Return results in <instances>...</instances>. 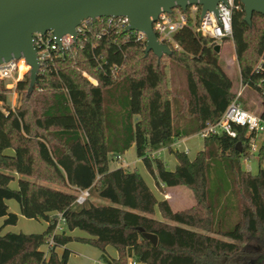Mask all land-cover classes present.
<instances>
[{"label":"trees","instance_id":"16d2710c","mask_svg":"<svg viewBox=\"0 0 264 264\" xmlns=\"http://www.w3.org/2000/svg\"><path fill=\"white\" fill-rule=\"evenodd\" d=\"M237 3L232 36L222 42H232L240 82L261 97L257 115L264 120V15L254 13L247 24ZM85 34L71 52L41 67L31 92L28 78L17 81L15 108H0V264H68L69 250L56 248L72 239L95 246L101 258L113 246L117 257L107 264H264V144L255 174L241 168L253 154V133L245 127L235 125V137L202 138L192 158L172 148L218 120L236 95L213 39L183 27L173 36L178 48L168 44L171 53L158 58L116 24L93 23ZM6 91L1 80L0 100ZM132 145L156 187H187L190 206L174 210L136 170L110 168L109 160ZM164 147L176 160L172 170L152 155ZM85 189L90 196L77 205L76 191ZM7 199L24 217L46 221L45 229L2 233L18 218ZM76 229L88 236L72 235ZM140 229L155 234L157 243Z\"/></svg>","mask_w":264,"mask_h":264},{"label":"water","instance_id":"95a60500","mask_svg":"<svg viewBox=\"0 0 264 264\" xmlns=\"http://www.w3.org/2000/svg\"><path fill=\"white\" fill-rule=\"evenodd\" d=\"M225 0H0V62L23 57L30 68L29 91L39 72L37 55L33 46V33L44 34L51 31L58 38L69 33L76 39L75 27L86 18L96 16L129 18L126 30H136L145 34L144 52L151 51L160 58L171 53L165 43L157 40L152 31V21L160 11L169 12L179 6H201V15L208 10L216 13V4ZM243 5L244 20L251 23L254 13L264 15V0H238ZM216 52L220 46L214 45ZM143 232V229H140ZM143 236L156 244L153 233L143 232ZM264 260V257H263Z\"/></svg>","mask_w":264,"mask_h":264},{"label":"built area","instance_id":"2783aa9c","mask_svg":"<svg viewBox=\"0 0 264 264\" xmlns=\"http://www.w3.org/2000/svg\"><path fill=\"white\" fill-rule=\"evenodd\" d=\"M216 13L212 10H208L201 15V6L197 4L188 5L185 9L179 6L172 8L169 12L160 11L158 17L152 21V31L155 33L157 40L161 43H165L167 46L171 44L173 48H178V45L174 43L173 36L178 29L188 27L190 30L200 32L202 35L211 37L213 39V45H219L223 39L231 38V20L232 11L240 8L237 0H225L224 2H218L215 6ZM225 12L228 15H225ZM215 22V29H219V36H213L204 30V25L207 23L210 27L212 22ZM105 23L107 27L113 26V24L124 27L125 32H130L136 36V39L145 42L146 36L136 30H126L129 24V18L123 16L108 17V16H96L94 19L86 18L80 21L79 25L75 27L76 39L73 35L64 33L63 36L58 38L51 31L44 34L33 33V46L37 55V61L39 64V70L42 66H47L54 59L62 57L65 52H71L72 46L81 39H86L88 26L90 24ZM213 29V31H215ZM105 28L97 33L104 34ZM98 59V58H97ZM96 59V60H97ZM25 68L29 73L30 68L25 62V59L21 56L17 59L11 58L7 61L0 62V81L3 80L10 92L15 93V87L17 81L22 80L21 68ZM8 73V75H4ZM103 73L102 71L100 72ZM112 77L117 75V68L113 65L110 68ZM84 76L92 83H96L95 80L90 77L86 72H83ZM242 87L235 93V97L228 103L225 111L220 118L214 122H205L203 128L197 132L200 138L212 136V134H226L227 136L235 137L236 129L235 125L242 128H246L247 132L253 133V137L250 140L251 152H257L259 147L253 142L255 136L260 133H264V120L257 114L250 112L241 107L238 102V98L241 96ZM239 113H246L247 116L243 124L237 123L232 117ZM234 133V134H233ZM262 145V144H261ZM89 192L85 190H77L75 203L81 205L89 197ZM63 224V218L59 217V222L56 225L58 231H61ZM52 246V241L49 240L46 243L45 252L47 253ZM107 264V263H106ZM128 264H136V261H130Z\"/></svg>","mask_w":264,"mask_h":264},{"label":"rangeland","instance_id":"374dc122","mask_svg":"<svg viewBox=\"0 0 264 264\" xmlns=\"http://www.w3.org/2000/svg\"><path fill=\"white\" fill-rule=\"evenodd\" d=\"M220 50H219V61L221 62L225 72L232 78L233 81V87L234 91L237 92L241 87V97L239 104L242 106L244 105L246 109H248L250 112H253L255 114H258L259 108L261 107V97L258 96L257 93H255L249 86H242L239 78V68H238V62H236L235 52H234V46H232V42L230 40H225L224 42L219 43ZM164 61H166L164 59ZM22 78L29 79V73L27 70L22 72ZM176 82L180 85H182V80H180V77L176 78ZM18 97L16 93H12L10 91H6L3 93V97L0 100V108L3 110L7 109H13L18 105ZM179 140V139H178ZM255 142L256 146L259 147L261 144H264V133L257 134L253 140ZM184 144V143H183ZM186 146L188 147V156L190 158L194 157L196 154V151L202 147V138L196 133L195 135L189 137L185 141ZM181 144V146H185ZM181 147V148H183ZM179 150L180 148H175ZM252 156L249 159L241 160V168L243 170H248L251 174H255L258 169L259 165V159L256 155V152H252ZM156 156L163 160L165 162L166 168L169 170H172L175 167L176 160L174 159V156L172 153H170L168 150H160L158 152H155ZM154 154V155H155ZM129 156V152L127 154ZM128 156L119 157L116 160H109V166L111 168H115L118 165L123 164V161H128ZM131 156V155H130ZM132 159L136 160V154L132 152ZM130 159V160H132ZM130 170H136L140 176L144 177L148 185L150 186L151 190H153V193L157 196V187L155 185L153 177L148 174L144 164L142 161H134L130 163L129 165ZM260 166L264 167V159L261 160ZM17 185V181L14 179L10 186L12 188H15ZM167 187H165L166 189ZM164 189V190H165ZM170 192H173V194L166 193L170 200L167 198V200L170 203V206L174 210H182V208L190 206L192 204V197L190 190L185 186H174L171 188ZM93 201L102 203H108L107 200L104 199H97L95 195H92L90 197ZM8 205L10 209H13V207L17 206V202L15 200H8ZM155 215L156 217L160 218L158 209L155 208ZM46 224L45 221L42 219H29L24 216H22L14 225H9V229L14 232H25V233H38L45 229ZM79 231V232H78ZM74 233H71L74 236H85L84 234H87L83 231L78 230ZM78 232V233H77ZM68 244V247L70 250H72L70 255V260L72 263H80L81 261H85L86 264H94L93 259L94 255L98 254L100 250L96 248L95 246L89 244V243H83L78 240L72 239ZM111 246V245H110ZM88 249V250H87ZM87 250V251H86ZM97 258H101L100 256H97ZM130 260L128 261V263Z\"/></svg>","mask_w":264,"mask_h":264},{"label":"crops","instance_id":"0c3cea01","mask_svg":"<svg viewBox=\"0 0 264 264\" xmlns=\"http://www.w3.org/2000/svg\"><path fill=\"white\" fill-rule=\"evenodd\" d=\"M193 136V135H192ZM189 137H191V136H188V137H182V138H180L179 140H176V141H174L173 143H172V148L173 149H175V148H177V147H179L180 149H182V150H185L186 151V153L188 154V147L186 146V144H185V141L189 138ZM185 144V146L183 147V146H181V144L182 145H184ZM181 147H183V148H181ZM133 148H134V152H135V146L134 145H132L128 150H126L123 154H121L120 156L121 157H123V156H128L127 154H128V152H129V158H128V161L126 160V161H124V160H122V158H121V161H123V164H121V166L122 167H126V168H128V169H130L129 168V164L130 163H132V162H134V161H140V159L136 156V160H133L132 159V152H133ZM164 149H166V150H168L167 148H165L164 147ZM164 149H160V150H164ZM179 149V150H180ZM160 150H158V151H160ZM157 151V152H158ZM155 153H152V155H154ZM131 155V156H130ZM119 156V157H120ZM155 156H156V154H155ZM118 157V158H119ZM130 159H132V160H130ZM111 168V167H110ZM114 168V167H113ZM14 177H15V180L18 178V176H17V174H14ZM142 177V176H141ZM143 179H144V177H143ZM144 181H145V183H146V185L150 188V186L148 185V183L146 182V180L144 179ZM11 184V183H10ZM16 187H17V185H16ZM15 187V188H16ZM171 188L172 187H167L166 189L161 185V187L160 188H157V196H156V194H155V196H156V198L158 199V200H161V199H166V198H168L169 200H170V197L166 194V193H168V194H173V192H170V190H171ZM165 189V190H164ZM150 190H151V188H150ZM152 191V193H153V190H151ZM8 200H12V199H7L6 200V204H7V206H8V210L9 211H11V212H13V213H15V214H17V216H18V218H17V221L23 216V215H21V213L19 212V206H18V204H17V206L15 207H13V209H10V207H9V205H8ZM2 221H3V218H0V225L2 224ZM45 224H47L46 223V221H45ZM6 231H11L10 229H9V225H6L5 227H3V229H2V233H6ZM76 231H78L77 229L76 230H73V231H71L70 233H74V232H76ZM12 232H14V231H12ZM79 232V231H78ZM77 232V233H78ZM75 234V233H74ZM85 236H81V237H84V238H86L88 235L87 234H84ZM63 248H67L68 250H69V256H68V258H67V260H68V264H75V263H72L71 262V260H70V255H71V252H72V250H70L69 249V247H68V244L66 245V246H64V247H58V248H56V251L58 252V254H60L61 252H62V250H63ZM43 249L45 250L46 249V245H44L43 246ZM88 250V249H87ZM86 250V251H87ZM101 251L98 253V254H96V255H94V258H92L93 259V262H94V264H106L107 263V259H112V258H116L117 257V251H116V249L113 247V246H110V245H107V246H105V248H104V255H103V258H97V256H100L101 257ZM76 264H86L85 263V261H81L80 263H76ZM136 264H142V263H140V262H136Z\"/></svg>","mask_w":264,"mask_h":264},{"label":"clouds","instance_id":"9594fccd","mask_svg":"<svg viewBox=\"0 0 264 264\" xmlns=\"http://www.w3.org/2000/svg\"><path fill=\"white\" fill-rule=\"evenodd\" d=\"M225 15L227 16L228 13L225 12ZM213 29H215V22L214 21L212 22L211 27L207 23H205L204 30L206 32H208L209 34H211L213 36H219L222 34V33H220L219 29H215V31H213ZM25 70H26L25 68H23V67L21 68V72H23ZM4 75H8V73H4ZM246 116H247L246 113H239L238 115L232 117V119H234L237 123L243 124Z\"/></svg>","mask_w":264,"mask_h":264}]
</instances>
